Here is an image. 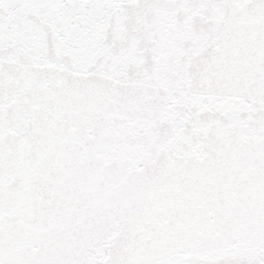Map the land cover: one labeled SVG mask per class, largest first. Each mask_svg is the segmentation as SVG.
I'll return each instance as SVG.
<instances>
[{
	"label": "snow or ice",
	"instance_id": "1",
	"mask_svg": "<svg viewBox=\"0 0 264 264\" xmlns=\"http://www.w3.org/2000/svg\"><path fill=\"white\" fill-rule=\"evenodd\" d=\"M0 264H264V0H0Z\"/></svg>",
	"mask_w": 264,
	"mask_h": 264
}]
</instances>
